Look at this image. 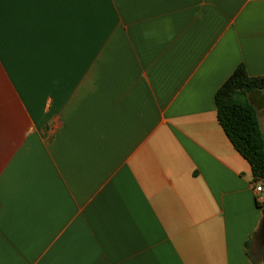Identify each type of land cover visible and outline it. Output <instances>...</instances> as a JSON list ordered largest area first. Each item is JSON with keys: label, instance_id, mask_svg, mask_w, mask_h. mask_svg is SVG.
I'll use <instances>...</instances> for the list:
<instances>
[{"label": "crops", "instance_id": "crops-1", "mask_svg": "<svg viewBox=\"0 0 264 264\" xmlns=\"http://www.w3.org/2000/svg\"><path fill=\"white\" fill-rule=\"evenodd\" d=\"M241 64L264 0H0V264H264L215 103Z\"/></svg>", "mask_w": 264, "mask_h": 264}, {"label": "trees", "instance_id": "trees-1", "mask_svg": "<svg viewBox=\"0 0 264 264\" xmlns=\"http://www.w3.org/2000/svg\"><path fill=\"white\" fill-rule=\"evenodd\" d=\"M264 91V77H250L239 65L215 95L218 121L230 142L252 168L256 181L264 180V137L250 93Z\"/></svg>", "mask_w": 264, "mask_h": 264}, {"label": "built area", "instance_id": "built-area-1", "mask_svg": "<svg viewBox=\"0 0 264 264\" xmlns=\"http://www.w3.org/2000/svg\"><path fill=\"white\" fill-rule=\"evenodd\" d=\"M259 186L256 188V194H257V200L260 203H264V198L262 197L263 193H264V186L262 183L258 184Z\"/></svg>", "mask_w": 264, "mask_h": 264}, {"label": "water", "instance_id": "water-1", "mask_svg": "<svg viewBox=\"0 0 264 264\" xmlns=\"http://www.w3.org/2000/svg\"><path fill=\"white\" fill-rule=\"evenodd\" d=\"M263 214H264V212H263ZM262 229L264 230V220H263V224H262Z\"/></svg>", "mask_w": 264, "mask_h": 264}]
</instances>
